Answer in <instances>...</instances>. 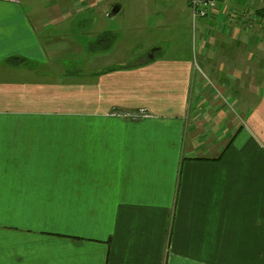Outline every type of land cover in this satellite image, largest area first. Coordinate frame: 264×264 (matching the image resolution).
Segmentation results:
<instances>
[{
	"label": "crops",
	"instance_id": "1",
	"mask_svg": "<svg viewBox=\"0 0 264 264\" xmlns=\"http://www.w3.org/2000/svg\"><path fill=\"white\" fill-rule=\"evenodd\" d=\"M108 3L0 0V264H264V25L219 0L186 53L92 70L66 22Z\"/></svg>",
	"mask_w": 264,
	"mask_h": 264
},
{
	"label": "rangeland",
	"instance_id": "2",
	"mask_svg": "<svg viewBox=\"0 0 264 264\" xmlns=\"http://www.w3.org/2000/svg\"><path fill=\"white\" fill-rule=\"evenodd\" d=\"M77 1L73 4H76ZM108 2L110 5L119 3L122 7L117 16L109 18L103 13L95 15L87 9L66 22L70 26L72 23L75 25L77 20H81L80 25L89 31L88 33H74V38L81 47L85 45L88 48V41L93 40L96 36L93 43L97 47L95 65L93 60H90L92 61L90 63L92 70L94 68L102 69L106 63L109 66L128 67L139 61L148 60L150 57L169 58L176 56L178 52H175V49L179 48L180 52L184 54L189 46L193 47V43L195 47V37L192 36L191 11L187 0H108ZM233 3L229 5L232 11L254 12L264 4V0H233ZM66 4L67 6H65L64 0H20L19 7L26 11L24 14H28L29 18L36 21L43 15V7L51 6L58 9L74 7L72 0H66ZM91 17L94 18V26H92ZM248 21L249 16L245 15L243 22L247 23ZM105 31L115 32L112 41L106 42L105 40L108 38L105 39L101 36ZM98 40L103 41L97 42ZM114 41L115 43L106 49L107 45ZM119 45L121 49L118 48ZM99 47L101 48L99 49ZM118 53H125L126 58L124 60L117 58L116 54ZM81 59L86 61L84 57ZM85 61L79 66L81 70L85 68L83 65V63H87ZM244 66L246 68L248 64L246 63ZM213 81L217 82L215 79ZM213 81L209 82L211 87H213ZM33 131L39 132L40 135L75 134V128H71V126L51 131L47 129H33Z\"/></svg>",
	"mask_w": 264,
	"mask_h": 264
},
{
	"label": "built area",
	"instance_id": "3",
	"mask_svg": "<svg viewBox=\"0 0 264 264\" xmlns=\"http://www.w3.org/2000/svg\"><path fill=\"white\" fill-rule=\"evenodd\" d=\"M218 1L219 0H187L193 22L197 19H202L210 16L215 11ZM242 11L246 12L245 10ZM237 12L238 10H233L230 15L232 16V18L239 19L241 22H243L245 16H242L240 14L238 15Z\"/></svg>",
	"mask_w": 264,
	"mask_h": 264
},
{
	"label": "trees",
	"instance_id": "4",
	"mask_svg": "<svg viewBox=\"0 0 264 264\" xmlns=\"http://www.w3.org/2000/svg\"><path fill=\"white\" fill-rule=\"evenodd\" d=\"M254 16L258 20L259 23H261L262 25H264V7L255 10L254 11ZM7 63L9 65H19V64L23 63V59L15 58V57L8 58L7 59Z\"/></svg>",
	"mask_w": 264,
	"mask_h": 264
},
{
	"label": "water",
	"instance_id": "5",
	"mask_svg": "<svg viewBox=\"0 0 264 264\" xmlns=\"http://www.w3.org/2000/svg\"><path fill=\"white\" fill-rule=\"evenodd\" d=\"M118 11V7H116L115 9H113V11L111 13H109L108 17L111 18L113 15H115Z\"/></svg>",
	"mask_w": 264,
	"mask_h": 264
}]
</instances>
